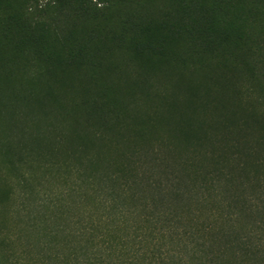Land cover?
I'll list each match as a JSON object with an SVG mask.
<instances>
[{
    "label": "trees",
    "instance_id": "obj_1",
    "mask_svg": "<svg viewBox=\"0 0 264 264\" xmlns=\"http://www.w3.org/2000/svg\"><path fill=\"white\" fill-rule=\"evenodd\" d=\"M3 119L53 264H264V0H0Z\"/></svg>",
    "mask_w": 264,
    "mask_h": 264
},
{
    "label": "rangeland",
    "instance_id": "obj_2",
    "mask_svg": "<svg viewBox=\"0 0 264 264\" xmlns=\"http://www.w3.org/2000/svg\"><path fill=\"white\" fill-rule=\"evenodd\" d=\"M45 0H39L43 3ZM4 87V86H3ZM6 88V86L4 87ZM4 96H23L28 95L29 91L21 85L19 81H13L3 90ZM13 133L5 119L0 120V134L6 130ZM36 180L32 179L30 185L34 188L32 194L24 193L18 184V179L14 178L5 168V164L0 159V264H53L50 259V246L46 251L41 249L45 247L34 228L26 231V221L18 213L22 207V200L27 196V202L31 203V198L39 200V196L44 192H53L62 188V181L57 179H37L42 174L36 172ZM40 180H42L40 182ZM61 183V184H60ZM39 191L41 193L39 194ZM26 199V198H25ZM17 210L19 212H17ZM26 232V233H25ZM28 232V233H27Z\"/></svg>",
    "mask_w": 264,
    "mask_h": 264
}]
</instances>
